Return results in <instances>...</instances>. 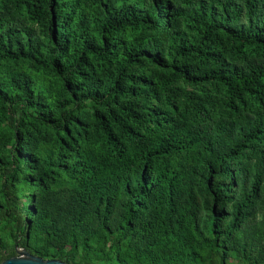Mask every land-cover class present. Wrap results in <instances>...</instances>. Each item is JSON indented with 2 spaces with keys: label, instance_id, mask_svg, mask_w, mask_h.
<instances>
[{
  "label": "trees",
  "instance_id": "trees-1",
  "mask_svg": "<svg viewBox=\"0 0 264 264\" xmlns=\"http://www.w3.org/2000/svg\"><path fill=\"white\" fill-rule=\"evenodd\" d=\"M264 264V0H0V264Z\"/></svg>",
  "mask_w": 264,
  "mask_h": 264
},
{
  "label": "water",
  "instance_id": "water-1",
  "mask_svg": "<svg viewBox=\"0 0 264 264\" xmlns=\"http://www.w3.org/2000/svg\"><path fill=\"white\" fill-rule=\"evenodd\" d=\"M1 264H73L61 259H44L40 256H36L22 248L18 249V256L11 257Z\"/></svg>",
  "mask_w": 264,
  "mask_h": 264
},
{
  "label": "rangeland",
  "instance_id": "rangeland-1",
  "mask_svg": "<svg viewBox=\"0 0 264 264\" xmlns=\"http://www.w3.org/2000/svg\"><path fill=\"white\" fill-rule=\"evenodd\" d=\"M22 248H19V250H21Z\"/></svg>",
  "mask_w": 264,
  "mask_h": 264
}]
</instances>
